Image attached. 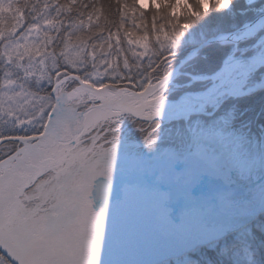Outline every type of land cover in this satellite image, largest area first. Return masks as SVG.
Here are the masks:
<instances>
[{"label":"rangeland","instance_id":"374dc122","mask_svg":"<svg viewBox=\"0 0 264 264\" xmlns=\"http://www.w3.org/2000/svg\"><path fill=\"white\" fill-rule=\"evenodd\" d=\"M11 1L0 0V10ZM136 2L137 6L143 10L169 6L171 15L177 20L184 19L187 14L193 12V7L188 0H136ZM198 3L203 12H208L214 7V10L231 13L233 6L236 5L241 9L238 11L244 15L253 13L257 14L258 17L264 14V0H198ZM54 28L53 24L39 16L34 19V24L25 29L18 37L3 44V52L0 57V136L39 134L53 105V98L49 95L53 85L69 74L76 75L80 80L95 88L106 87L112 91H118L115 87L105 84L106 81H111L108 80V77H112L113 69L109 67L103 70L102 67L95 66V55L91 51L85 48L70 47L58 56L50 54L48 46L51 43V37H49L48 32L53 31ZM40 43H43L44 47L38 50ZM227 44L232 45V50L225 59L230 56L238 58L264 54V26L237 43ZM140 48L141 53L138 56L146 57L147 48L144 46ZM58 66L67 67L68 71L71 72L61 70L55 73ZM79 73L82 74L80 77L78 76ZM73 80V77H69L61 82L55 90V95L65 93V91L71 93L79 85L76 82L69 88L68 83H72ZM222 80L223 78H218L216 82ZM190 82L192 81L190 80ZM238 82L243 83L242 91L247 89L249 85L264 84V64H245L231 68L230 74L226 77L225 86L230 84L236 86ZM50 86L51 89H49ZM207 87H202L196 91L204 90ZM175 88H177V84L173 80L163 96L160 97L159 103L154 106L161 109L171 106L175 99H168L167 92ZM235 89L236 87H234ZM48 90L50 91L49 94L47 93ZM234 90L233 93L236 91ZM120 91L134 92V90L129 89ZM252 92L251 90L248 94H238L234 97L247 96ZM157 94L161 95L160 93ZM102 96L109 97L107 93L99 95L89 89H81L77 93V98L66 103L65 106L77 112L83 111L90 106L100 104ZM225 97L233 98V96L228 95L216 97L213 99L215 101L211 100L205 106L203 113L170 120L161 127V130L151 133L145 140L147 145L157 139L160 141L154 146L151 144V147H162L166 150L176 149L181 153L186 152L185 155H177L176 157L183 156L185 163L190 164L194 196L197 200L203 201L205 206L209 204L210 210L225 214L217 216L193 213L192 243L189 239L188 243L177 246L172 252L145 249L142 253V261L136 264H211L207 258H204L203 261L194 256L198 249L205 246L216 249L215 255L220 256L223 264H264V223L259 220V218H264V127H259V129L255 125L256 115L251 113L249 108L241 111L243 113L242 122H236L237 113L233 104L226 103L219 107ZM154 98L153 95L149 100ZM110 99L109 101L116 100V98ZM182 101L183 103L175 106L174 110L171 109L169 114L180 109L183 110L180 113H187L198 105L197 102L187 96H184ZM70 121V131L73 132L76 120ZM134 124L136 123L133 121V117L126 114L114 115L98 121L85 133V136H89L90 140L85 137V140L78 144V149L90 146L94 154L105 150L110 144H115L118 141L127 143L130 138L128 133L134 128ZM145 126L146 124H143L141 128ZM146 136L144 132L136 138L142 141ZM124 149L125 147L121 144L112 149L110 153L113 155L124 154V151H128ZM88 153H90L88 149H84L82 156ZM101 164L99 163L97 167H101ZM73 184L75 183L72 182L70 185ZM90 187L82 184L77 188L76 193L80 196L88 194L91 191ZM11 189V182L3 183L0 186V193L3 190L10 191ZM93 192L94 190L92 195ZM105 192L106 186L97 190L96 202L102 201ZM49 197L50 195L45 197L46 202H44L43 207L51 201ZM94 201L91 200L88 204H94ZM80 208L82 207L77 210ZM236 212H242L244 215H230ZM71 214L74 213L67 212L61 220L73 216ZM100 217L101 215L97 212L88 215L90 219L98 220ZM61 224L63 226L48 228L50 231L46 232L48 237L45 235L37 236L36 240L43 242L40 248L47 251L48 254H35L34 261L26 262V264L83 263V261H79L78 256L87 253L85 251L88 249L83 243L78 245L76 240L90 230L89 228L86 230L88 225L78 219L61 222ZM252 226H255V232H253ZM63 232L64 234H62ZM60 233L62 236L57 238ZM96 234L104 235L105 228L93 231L90 235L96 236ZM197 244L202 245L196 248ZM66 245L73 248L66 249ZM191 247L196 249L193 252L186 250V248ZM94 252L92 250L88 253L92 256ZM166 255L168 257L162 262H154L161 260ZM8 258L0 252V264H19Z\"/></svg>","mask_w":264,"mask_h":264},{"label":"flooded vegetation","instance_id":"af4514ba","mask_svg":"<svg viewBox=\"0 0 264 264\" xmlns=\"http://www.w3.org/2000/svg\"><path fill=\"white\" fill-rule=\"evenodd\" d=\"M219 83L217 81L216 85ZM242 86L243 83L238 82L235 90L238 91ZM185 92L190 93V90L181 94ZM156 96L154 95L155 98ZM160 99L158 95L155 104L148 103L142 116L148 117L163 111L155 107ZM181 111L183 110L161 115V119L152 121L133 118L136 124L128 133L130 138L127 143L118 141L93 154L89 145L88 148L78 149V144L84 141V138L68 150L56 152L47 158L54 163L29 185L19 198L12 221L3 229V238L0 236V249L2 243L5 246L4 253L14 263L26 264L32 261L35 254L47 252L40 248L43 242L36 240L37 236L48 237V228L63 226L61 222L67 218H61L67 212L78 211L85 214L87 208L84 206L91 200L95 201L88 209H95L101 217L96 220L84 215L80 219L88 226L94 223L86 234L76 240L78 245L83 243L88 249L85 251L87 253L78 256L79 261H83L81 264H136L142 261L145 249L172 252L177 246L188 243L189 239L192 243L193 213L204 214L206 206L194 196L190 164L185 163V157H176L185 155L186 152L151 147L160 142L158 139L153 141L152 145H147L145 141L151 133L161 130V127L170 122L168 118L173 114H182ZM138 124L146 126L141 128ZM144 132L147 135L144 140L136 138ZM86 139L90 140V137ZM121 144L125 147L124 150L128 151H124V154L110 153ZM23 146L24 144L13 141L0 144L1 180H5L6 176L2 174L14 162L11 156L17 155ZM84 149H88L90 153L82 156ZM99 163L102 164L98 168ZM72 182L75 184L70 185ZM82 184L91 186V191L80 196L76 190ZM105 186L106 192L102 201L96 202L97 190ZM6 191L0 193V207L6 199ZM49 195L51 201L43 207L45 197ZM79 207L84 209L77 210ZM73 217L76 216L70 218ZM100 228H105L104 235H90ZM62 234H58L57 238ZM92 250L95 252L91 256L88 252ZM186 250L193 252L192 247ZM167 257L168 255L163 256L162 260Z\"/></svg>","mask_w":264,"mask_h":264},{"label":"trees","instance_id":"16d2710c","mask_svg":"<svg viewBox=\"0 0 264 264\" xmlns=\"http://www.w3.org/2000/svg\"><path fill=\"white\" fill-rule=\"evenodd\" d=\"M188 2L193 12L177 20L171 15L169 6L143 10L136 0H12L0 10V57L3 44L18 37L41 16L55 27L48 32L50 54L58 56L70 47L85 48L95 55V66L113 69L112 77H108L111 81L105 84L116 89L140 91L166 75L193 47L207 38L234 31L257 17L253 13L241 14L236 5L231 13L214 10V7L203 12L198 0ZM143 46L148 50L144 58L138 56ZM43 47L40 43L38 50ZM231 47V44L212 43L200 50L174 78L177 88L168 90V99H175L187 90L207 87L209 81L190 82L191 75L205 76L215 72L231 53ZM61 70L68 71V68L58 66L55 73ZM72 84L76 82L68 83V87ZM226 103L236 107V122H242L241 111L249 108L256 115L255 125L264 127V88L247 96L228 97L219 107ZM12 135H1L0 138ZM259 220L264 223L263 217ZM251 228L256 231L255 226ZM215 250L205 246L194 256L199 260L207 258L211 264H223Z\"/></svg>","mask_w":264,"mask_h":264},{"label":"water","instance_id":"95a60500","mask_svg":"<svg viewBox=\"0 0 264 264\" xmlns=\"http://www.w3.org/2000/svg\"><path fill=\"white\" fill-rule=\"evenodd\" d=\"M264 26V14H261L256 19L251 22L245 23L240 28L227 32L220 33L216 36H212L205 40L204 42L193 47L181 60L180 62L166 75L158 79L156 82L149 84L142 91H129L127 93L118 91H112L106 87L95 88L90 84L79 80L75 75H68L55 84L52 88L51 95L53 97V105L47 116L46 122L42 131L35 136H6L0 138V144L6 141H17L20 143H26L29 140H35L36 143L30 146H26L23 149L22 156L18 159V163L14 164L9 172H13L11 178L16 177L15 174L17 171H22L25 175L15 179V182L11 185L12 189L8 191L7 202L0 210V230L6 227L15 212L16 204L18 198L22 195L24 189L27 185L33 181L37 176H39L45 169L49 167L50 164H44L42 155L44 153V146L47 143H52L55 145L56 150L66 149L68 145L74 144L86 131V129L92 126L94 123L100 120H105L108 117L120 114L130 115L135 119L139 120H157L161 119V115L169 113L171 109L177 106L184 96L197 102V107L190 110L187 113L178 114L168 118V120L179 119L189 117L190 115L203 113L205 106L214 98L221 95L228 96H237L247 94L251 90L264 88V84H253L251 87L241 90L237 89L233 93L235 87L234 84L225 86L226 77L230 74L231 68L242 66L245 64H264V54H255L249 57H228L226 58L221 66L212 74L199 76L191 75V81H210L211 84L204 90L194 91L190 93L181 94L175 101L172 102V105L166 108L161 112L153 113L148 117H143V110L145 106L149 103V98L157 93H160V97L163 96L169 84H171L174 78L181 73V68L183 65L193 58L200 50L207 47L212 43H237L248 36L252 35L254 32L259 30ZM224 74V77H222ZM73 77L76 78L79 85L74 88L71 93H59L55 95V90L58 85L63 82L66 78ZM218 78H223V80L216 85V80ZM89 89L97 94L107 93L110 98H115L118 96L116 101H103L101 100L100 104H96L86 108L83 111L76 112L73 109H69L65 106L66 103L74 100L77 96V93L81 89ZM241 90V91H240ZM129 97H131L129 99ZM139 98L140 102L138 106L131 107L129 102L131 99ZM69 118H76L77 123L73 129V132H70V129H67ZM1 179V178H0ZM7 181V180H6ZM6 183V182H5ZM2 180H0V186H2ZM230 215H244L243 213L236 212Z\"/></svg>","mask_w":264,"mask_h":264},{"label":"bare ground","instance_id":"6f19581e","mask_svg":"<svg viewBox=\"0 0 264 264\" xmlns=\"http://www.w3.org/2000/svg\"><path fill=\"white\" fill-rule=\"evenodd\" d=\"M241 72L243 73V71L241 70ZM157 95V96H156ZM155 96H156V98H154V99H152V100H149V103H153V104H155L156 103V101H157V99H158V94H155ZM77 98V97H76ZM116 98V100H118V96H116L115 97ZM131 97H129V99H130ZM100 100H103V101H109V100H111L109 97L108 98H105L104 96H102L101 98H100ZM116 100H114V101H116ZM139 102H140V99L139 98H133L132 97V99H131V102H129V104H130V106L131 107H136V106H138L139 105ZM141 103V102H140ZM170 106V105H169ZM174 120V119H173ZM66 128L67 129H70V127H69V123H68V125L66 126ZM0 252L4 255V256H6V257H9L7 254H5L4 253V251L2 250V249H0ZM8 259H10V258H8Z\"/></svg>","mask_w":264,"mask_h":264}]
</instances>
